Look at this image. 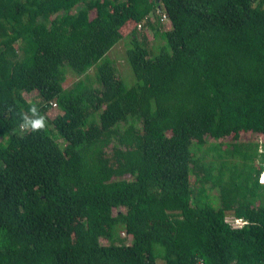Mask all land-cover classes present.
<instances>
[{"label": "trees", "instance_id": "16d2710c", "mask_svg": "<svg viewBox=\"0 0 264 264\" xmlns=\"http://www.w3.org/2000/svg\"><path fill=\"white\" fill-rule=\"evenodd\" d=\"M81 1L0 0V264H264V0Z\"/></svg>", "mask_w": 264, "mask_h": 264}, {"label": "rangeland", "instance_id": "374dc122", "mask_svg": "<svg viewBox=\"0 0 264 264\" xmlns=\"http://www.w3.org/2000/svg\"><path fill=\"white\" fill-rule=\"evenodd\" d=\"M85 1H87V0H82L75 7L74 12L79 13L83 9ZM161 11H162V9H161ZM31 18H33V17H31ZM143 24H144L143 28H141L140 30H137V35L139 37L142 35L145 36V38L147 39L146 41H148L146 46L150 49V51H151L150 56L152 57V56L158 54L159 47L164 44V41H162L159 37H154L153 32L155 30H158L159 32L164 31L165 29L169 28L170 24L168 22H162V23L158 22L156 24L154 22L150 23V21L143 23ZM155 24H156V26H155ZM133 25H134L133 22H128L120 29V33L123 37L122 40L120 42H118L116 45H114L109 50V52H110V53L108 52L109 54L108 53L106 54V55H108V57L110 59L113 60L115 66L118 70V77L123 79L124 84L127 86H131L135 83V78H134V76L131 72V69H130L128 63L126 62V58H125V50L127 47L126 41H129L132 37V35L130 36V33L134 27ZM88 74H89L90 78L93 79V76H92L93 75V69L88 70ZM77 79H78L77 76H75L72 73L67 71L66 79L63 83V88L64 89L70 88L72 86V84L76 82ZM23 97L25 98V100L27 102L32 103L33 106L35 107V109L38 108L39 103H40V99L37 96L36 92H32L29 94L23 93ZM57 113H60L59 110L53 106L50 107V109H48V111H47V115L49 117H51ZM28 117H29V119H31V116H28ZM171 134L172 133L170 131L167 133L168 136H170ZM238 135H239L238 140L240 143H242L243 145L257 143L258 149H259L258 151H262V147L264 145V133H262L260 131H257V132L253 131L252 126L250 124H248L244 128H242L238 131ZM231 137H232V134L228 137L219 139L218 142H223V143L229 142ZM204 139L206 141V144L204 145L205 147H207L208 144L212 145L215 143V141L212 140L211 138H209L208 136H205ZM195 141L196 140H194L193 143ZM4 143L5 142H3L2 144H4ZM254 165L256 166V168L261 167V164L259 163L258 159L255 160ZM260 191H261V189H258V192H260ZM213 194L215 195V191H210V195L213 196ZM208 200L210 202H212L210 199H208ZM222 217H224L225 221H227V222H230L231 219L233 218L230 213H224V214H222ZM237 225H240V222H238ZM235 227H238V226H235ZM124 229H125V227L123 225L117 227V233L122 238L125 237L124 236V233H125ZM129 241L130 240L128 239L124 243L128 244ZM158 264H160V263L158 262Z\"/></svg>", "mask_w": 264, "mask_h": 264}, {"label": "clouds", "instance_id": "9594fccd", "mask_svg": "<svg viewBox=\"0 0 264 264\" xmlns=\"http://www.w3.org/2000/svg\"><path fill=\"white\" fill-rule=\"evenodd\" d=\"M156 7H159V13H156V9H154L153 10V13H151V14H156V15H159L162 11H161V6H160V4H158ZM155 7V8H156ZM131 22V21H130ZM162 22H164V21H162ZM134 24V23H133ZM138 24H140V25H142V22H139ZM137 24V25H138ZM137 25H136V28H137ZM142 28V27H141ZM140 28V29H141ZM138 29V28H137ZM140 29H138V30H140ZM31 112H32V114L33 115H36V109H35V107H33L32 109H31ZM46 127V124H45V121H44V118L43 117H40V118H38V119H34V120H29L28 118H24V121H23V123L21 124V128L22 129H25V130H28V129H30L31 131H41V130H43L44 128ZM259 169V168H258ZM260 176H262V179H264V158H263V161H262V163H261V170H260V173H259V175H258V177H257V181H258V183H259V185H261V186H263L264 185V182L262 183V182H260L259 181V179H260ZM225 222H227V221H225ZM236 226H237V223H236ZM233 227H235V226H233Z\"/></svg>", "mask_w": 264, "mask_h": 264}, {"label": "built area", "instance_id": "2783aa9c", "mask_svg": "<svg viewBox=\"0 0 264 264\" xmlns=\"http://www.w3.org/2000/svg\"><path fill=\"white\" fill-rule=\"evenodd\" d=\"M155 9H156V13H159V7H156ZM164 19H165V16L162 15L161 18H160V20H161V21H164ZM137 28L140 29V28H141V25L138 24V25H137ZM52 106L54 107L53 104H52ZM259 181L262 182V183L264 182V179H262V176H260ZM237 224H238V221H237ZM240 225H241V223H240ZM240 225H237V226H240Z\"/></svg>", "mask_w": 264, "mask_h": 264}]
</instances>
